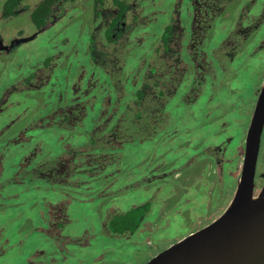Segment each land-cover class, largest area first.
Returning a JSON list of instances; mask_svg holds the SVG:
<instances>
[{"label": "rangeland", "instance_id": "obj_1", "mask_svg": "<svg viewBox=\"0 0 264 264\" xmlns=\"http://www.w3.org/2000/svg\"><path fill=\"white\" fill-rule=\"evenodd\" d=\"M136 1L137 12L147 14V18L151 19L144 25H138L117 46H102L105 51L110 52V58H116L113 67L111 63H107L105 69L97 67V59L92 57L87 48L85 27L79 19L74 20V23L69 22L70 25L65 28L59 24L37 39L36 48L39 49L44 47L51 50L52 45L48 44V47L47 43L55 44L53 52L62 67L54 76L52 85L33 94H23L19 107L27 106L25 109L20 111V108L16 107L10 109V112L5 110L0 116V126L4 125L0 130V235L16 244L0 258V264H27L26 258L41 248L46 251L45 258L56 254L57 245L52 244L54 237L44 233L47 225L38 223L37 220L38 212L46 207L48 200L54 201L58 193L45 181L35 178L32 168L39 165L46 168L44 162L52 161L61 154L63 144L61 136H58L60 133L57 131L46 136L50 127L41 130L45 136L38 134L42 135L46 142L37 149L30 148V143L14 147L4 142L9 134L24 135L22 130L39 122L41 119L37 116L44 110L48 111L50 105L57 109L50 111V115L63 114L75 107H82L83 113L84 109L85 113H88L94 108V113L86 115V119L79 122L76 129H73L71 124H65L62 128L67 139L64 140L66 145H72L71 148L74 146L76 155H83L80 156L82 159L79 162L76 160L70 164L72 172H80L81 175L86 171L84 165H94V160H99V157L112 160L117 156L119 167V177L113 184L110 180H91V177H88L87 181L94 192L88 193V198L82 202L78 196L72 197L75 198L74 203L68 208L73 220L71 226L61 228L60 235L56 233V236H65L68 240L65 246L68 260L66 259L65 264H145L158 252L209 224L229 205L239 177L244 129L255 99L256 88L264 78V52L261 60L256 64L251 62L247 66L252 70L244 73L239 81L228 84L227 95L220 92L223 100L235 103L234 112L229 110L223 113L222 108L215 110L216 119L222 118L231 123L224 131L223 139L230 136L232 141L222 151L212 150L216 158L208 166L202 162L201 153L196 156L193 141L185 140L187 136L192 135L188 115H184L181 122L174 119L171 122V126H176L180 131L176 139L158 137V144L136 137L134 142L126 143L127 147L121 151L118 143H114L113 146L118 149L115 152L102 137L98 142V136L95 141L94 135L92 138L89 136L93 131L102 133L110 130L113 123L116 128L118 115V122L120 121L122 130H125L132 120L131 117L135 116L132 113L138 106L133 100L129 101L128 94L131 95L132 87L136 88L142 81L145 44H148L150 39L156 42L159 21L155 18L159 12H164L163 4L173 0H163L161 3H158L159 0H151V6L146 2ZM161 16L164 18L166 15ZM29 17L26 13L13 18L7 24L6 31L14 33L17 24L28 22ZM28 25L29 23L26 27H29ZM62 39L67 43L63 44ZM37 51L38 53H33L37 54V60L46 54L42 50ZM27 58V54H22V59ZM80 63H84L83 69L78 66ZM68 65L72 66V69L67 72ZM8 71H14L10 72V76L17 72L12 67H8L6 72ZM41 72L44 75V71ZM4 74L0 71V80ZM6 77L8 78L4 80L9 79L8 75ZM239 85L244 92L243 96H231L230 89L235 90V86ZM71 91L76 92L74 98L77 100L70 102ZM115 112L116 116L110 117ZM166 117L159 119L161 130L170 119L169 116ZM141 118L148 122L146 117ZM57 119L55 121L59 122L60 119ZM167 125L170 126V120ZM169 128L171 127L167 130ZM28 138L37 139L32 134ZM40 139L44 140H37ZM216 141L212 143L213 149L220 143ZM203 149L204 146H201L200 152ZM149 151L150 162H147ZM27 160L29 163L21 164ZM109 162L110 160L107 162L108 166L104 165L106 169L104 168L103 173L114 170L109 168L112 165ZM151 172L155 173V178L151 176ZM14 177L19 178L21 182L13 184L11 180ZM81 182L78 178L72 179L67 182L71 185L67 186L75 188ZM127 183L131 185L126 189ZM146 202L149 203V210L134 233L114 234L106 227L109 208H114L117 213H126L133 206ZM48 264L56 263H51L48 259Z\"/></svg>", "mask_w": 264, "mask_h": 264}, {"label": "flooded vegetation", "instance_id": "obj_2", "mask_svg": "<svg viewBox=\"0 0 264 264\" xmlns=\"http://www.w3.org/2000/svg\"><path fill=\"white\" fill-rule=\"evenodd\" d=\"M123 1L126 3L127 9L119 15L120 9L117 0H0V71L5 73L0 80V116L5 110L10 112V109L16 107L20 108V111L25 109L27 106L19 107L22 104L23 94H29L28 92L33 94L40 91L41 88L52 85L54 76L62 67L53 52L55 44L52 43L50 36L49 40L52 44L47 43V46L52 45L53 48L48 50L41 46L42 49H39L36 48V41L59 24L65 28L70 25L69 22L74 23V20L79 19L83 22L84 34L88 40L87 48L92 53V57H96L97 67L105 69L107 63H111V67H113L116 58H110V52L105 51L102 46H117L138 25H144L151 19L147 18V14L137 12L136 0ZM138 1L146 2L150 6L152 4L151 0ZM161 1L163 0H159L158 3ZM170 2L173 3L167 6ZM168 3L163 4L164 12H159L155 18L159 21L156 42H152L150 39L148 44H145L146 48L142 57L145 68L141 77L142 81L136 87L138 89L142 86V98L137 97L138 101L134 98L135 87H132L131 95L128 94L129 101L133 100L138 106L133 113L131 112L133 115L135 114L134 119L131 117L132 120L129 121L125 130H122L120 121L118 122V115L116 128L113 127L115 124L113 123L110 130L102 133L93 131V134L89 136L92 138L94 135V141L98 136V142L102 137V140L108 143L115 152L118 149L113 146L114 143H118L117 146L121 151L127 147L126 143L134 142L136 137L139 140H151L158 144L160 142L158 137H174L176 139L180 135V131L176 129V126L172 127L171 122L173 119L181 122L184 120L183 116L188 115L191 120L192 135L187 136L185 140L186 142L193 141L196 156L198 157L201 153L202 162L208 166L216 158L212 150L222 151L232 141L230 136L223 139L224 131L231 123L222 118L216 119L215 110L222 108L223 113L229 110L233 111L235 103L223 100L224 97L220 92L227 95L228 84L235 80L239 81L244 73L252 70L247 66L251 62L256 64L258 60H261L260 57L264 52V0H175V2L173 0ZM26 13L30 16L28 22L18 23L14 33L6 31L7 24L13 18ZM162 14L166 16L162 18ZM141 19L145 21L142 22ZM139 22L141 23L139 24ZM27 23H29V27H26ZM168 26L171 28L168 29ZM63 39L61 42L67 43ZM29 46L31 47L28 48ZM37 50L46 52L38 60L35 59L37 54H33L38 53ZM22 54H27L28 58L22 59ZM78 66L82 69L85 67L84 63H80ZM8 67L14 68L17 72L10 76V72L14 71L6 72ZM66 68H68V72L72 66L68 65ZM41 70L44 71V75ZM6 75L9 76L8 80H4L8 78ZM263 86L264 78L256 88L255 99L244 129L241 164L247 130ZM70 93L72 94V97H69L71 102L74 101L76 92L71 91ZM216 93L218 94L216 95ZM243 93L240 85L235 86V90L230 89L231 96L236 94L242 97ZM50 111H57V109L50 105L48 111H39L42 114L37 117L41 120L32 126H26L22 130L25 132L24 135L17 136V133H13L7 135L4 140L7 145L14 147L30 143V148L37 149L46 142L43 137L45 133H42L41 130L50 127L49 134L46 136L59 131L58 136H61L63 144L61 154L52 161L48 160L43 163L46 168H43L42 165L32 168L35 178L45 181L52 190L58 193L53 202L48 200L46 207L38 212L37 220L38 223L47 225L43 232L52 234L50 237H54L53 241L56 240L52 241V244L57 245L56 254L45 258L46 251L42 248L37 249L35 253L26 258L27 264H48V259L51 260V263L57 264L61 261L62 264H65L66 259L68 260V254L65 252L68 240L65 236L59 235L62 231L61 228L71 226L73 221L70 217L71 213L68 211L69 206L74 203L75 198L72 197L78 196L82 202L86 201L88 193L94 192L87 181L88 177H91V180H110L111 184L119 177L117 156L112 160L99 157L97 158L99 160H94V165L85 164L86 171H83L81 175L80 172L71 171L70 164L76 160L79 162L82 159L80 156L83 155H76L77 153L71 150L72 145H66L64 140L67 139L63 135L62 128L65 127V124H71L73 129H76V125L84 121L86 115L90 116L94 113V108L88 113H85L84 109L85 114L82 107H75L63 114L50 115ZM115 114L116 112L110 117L116 116ZM143 116L148 119V122L141 118ZM164 116H169L170 119L161 130L158 122ZM57 118L60 119L59 122L55 121ZM139 119L141 120L138 121ZM169 120L170 126L167 125ZM82 125L84 124L82 123ZM3 126H0V130ZM168 127L171 128L167 130ZM31 134L37 139L44 140L28 138ZM215 141L220 143L214 146L216 149H213L212 143ZM201 146H204V149L200 152ZM149 154L150 151L146 157L147 162H150ZM109 160V163L112 164L109 168L114 170L110 173H103L106 169L104 165L108 166ZM26 163H29V160L21 164ZM150 174L154 178L156 177L155 173L151 172ZM76 178L82 181L79 186L68 187L67 185L71 184L67 182ZM11 182L19 184L21 180L14 177ZM130 185L131 183H127L126 189ZM262 189H264V126L256 162L254 192L258 193ZM113 209L109 208L107 211L106 225L112 215L117 213ZM29 220L27 219V221ZM56 233L59 235L56 236ZM14 245L16 244L0 235V258L5 256Z\"/></svg>", "mask_w": 264, "mask_h": 264}, {"label": "water", "instance_id": "obj_3", "mask_svg": "<svg viewBox=\"0 0 264 264\" xmlns=\"http://www.w3.org/2000/svg\"><path fill=\"white\" fill-rule=\"evenodd\" d=\"M263 126L264 86L247 130L240 174L229 205L209 224L145 264H264V189L254 192Z\"/></svg>", "mask_w": 264, "mask_h": 264}, {"label": "trees", "instance_id": "obj_4", "mask_svg": "<svg viewBox=\"0 0 264 264\" xmlns=\"http://www.w3.org/2000/svg\"><path fill=\"white\" fill-rule=\"evenodd\" d=\"M119 6V15L127 9V5L123 0H117ZM171 27L168 26V29ZM134 98H142V86L134 90ZM71 150H75L74 146ZM149 210V203H143L141 205L133 206L126 213H116L108 220L106 227L110 232L114 234H123V233H134L139 226L141 225L146 212Z\"/></svg>", "mask_w": 264, "mask_h": 264}]
</instances>
